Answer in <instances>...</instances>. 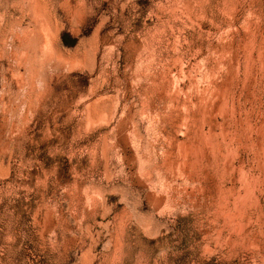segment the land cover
Instances as JSON below:
<instances>
[{"label": "rangeland", "instance_id": "rangeland-1", "mask_svg": "<svg viewBox=\"0 0 264 264\" xmlns=\"http://www.w3.org/2000/svg\"><path fill=\"white\" fill-rule=\"evenodd\" d=\"M0 264H264V0H0Z\"/></svg>", "mask_w": 264, "mask_h": 264}]
</instances>
